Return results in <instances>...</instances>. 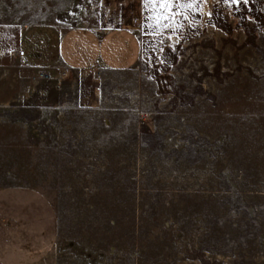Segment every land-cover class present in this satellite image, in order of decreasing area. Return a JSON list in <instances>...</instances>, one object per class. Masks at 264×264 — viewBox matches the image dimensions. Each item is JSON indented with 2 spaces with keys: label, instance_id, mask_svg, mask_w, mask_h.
Returning a JSON list of instances; mask_svg holds the SVG:
<instances>
[{
  "label": "rangeland",
  "instance_id": "rangeland-1",
  "mask_svg": "<svg viewBox=\"0 0 264 264\" xmlns=\"http://www.w3.org/2000/svg\"><path fill=\"white\" fill-rule=\"evenodd\" d=\"M160 2L0 0V29L139 42L124 70L38 67L0 33V191L49 230L22 264H264V0Z\"/></svg>",
  "mask_w": 264,
  "mask_h": 264
},
{
  "label": "crops",
  "instance_id": "crops-1",
  "mask_svg": "<svg viewBox=\"0 0 264 264\" xmlns=\"http://www.w3.org/2000/svg\"><path fill=\"white\" fill-rule=\"evenodd\" d=\"M0 33H4L7 40L8 52L23 50L21 58L38 67L62 57L75 66H90L98 62L111 70H124L135 63L139 54V42L133 30L127 26L114 27L99 35L87 31L60 34L54 27L40 23L25 28L0 29ZM0 37L3 38V35ZM17 193L31 194L32 191L13 187L0 191V264L30 263L49 244L44 242L49 238L48 228L41 235L36 230L37 236L34 238L31 230L24 227L21 218L23 209L17 204ZM51 231L50 241H53V228ZM32 238L36 244L30 241Z\"/></svg>",
  "mask_w": 264,
  "mask_h": 264
},
{
  "label": "snow or ice",
  "instance_id": "snow-or-ice-1",
  "mask_svg": "<svg viewBox=\"0 0 264 264\" xmlns=\"http://www.w3.org/2000/svg\"><path fill=\"white\" fill-rule=\"evenodd\" d=\"M145 2V7H149L151 6L152 4H155L157 3V0H144ZM171 0H161L160 2V7L161 8H165V7H171ZM188 7H191V5H188Z\"/></svg>",
  "mask_w": 264,
  "mask_h": 264
},
{
  "label": "built area",
  "instance_id": "built-area-1",
  "mask_svg": "<svg viewBox=\"0 0 264 264\" xmlns=\"http://www.w3.org/2000/svg\"><path fill=\"white\" fill-rule=\"evenodd\" d=\"M137 20H134L133 24L136 23ZM24 51L23 50H17V55L18 56H23Z\"/></svg>",
  "mask_w": 264,
  "mask_h": 264
}]
</instances>
